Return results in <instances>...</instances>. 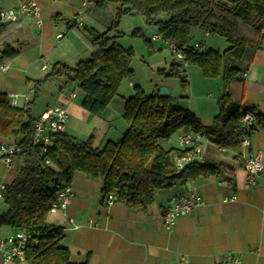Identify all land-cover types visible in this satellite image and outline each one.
I'll return each instance as SVG.
<instances>
[{"label":"trees","instance_id":"1","mask_svg":"<svg viewBox=\"0 0 264 264\" xmlns=\"http://www.w3.org/2000/svg\"><path fill=\"white\" fill-rule=\"evenodd\" d=\"M92 4L97 9L107 4L118 6L111 27L102 33L86 28L82 29L85 35L78 31L90 52L89 58L72 68L53 65L51 73L36 82L33 90L47 80L65 77L82 93L83 111L100 116L117 97L121 83L132 76L133 52L117 43L123 36L118 31L119 19L141 16L146 26L156 28L164 41L175 46L189 45L192 29L218 35L228 44L222 52L212 49L199 54L186 52L187 64L197 67L203 78L221 80L217 114L209 126H203L189 110L175 107L170 96L145 95L135 86L134 94L123 106L122 119L127 130L120 141H108L98 149L92 146V135L84 141H73L61 133L48 152L51 166L43 167L38 147L31 142L33 122L38 118L31 116L30 105L34 101L21 108H11L8 97L0 93V140L15 142L21 149L18 157L22 160L15 179L3 192L6 210L0 214V228L20 230L32 236L23 256L27 264H73L68 250L60 246L62 229L47 222L58 189L70 184L73 173L100 180L104 199L114 195L119 204L142 214L159 190L227 173L223 165L208 162H194L177 169L174 160L185 151L163 149L161 142L183 132L200 135L218 148L233 149L243 138L264 131V116L259 113L250 115L249 125L241 122L244 113L240 79L264 41V0H92ZM226 4L230 5L229 9ZM161 15L166 20H160ZM16 26V22L0 24L3 57L14 58L18 54L6 41ZM71 29L77 31V25ZM132 35L142 38L148 53H153L151 43L138 31ZM167 69L157 73L178 80L185 91L188 84L181 65L174 62Z\"/></svg>","mask_w":264,"mask_h":264},{"label":"crops","instance_id":"2","mask_svg":"<svg viewBox=\"0 0 264 264\" xmlns=\"http://www.w3.org/2000/svg\"><path fill=\"white\" fill-rule=\"evenodd\" d=\"M33 1L41 8V26H36L26 17H21L16 22L17 26L6 41L18 51L17 56L3 57L0 49V67H5V70L0 69V93L5 94L8 100L11 95H17L20 108L25 106L22 96L28 95L29 104L32 101L35 104L40 96L45 101V106L31 115L33 119L50 107L62 105L69 115L67 125L72 118L86 124L85 140L92 135L93 147L99 149L108 141L117 143L127 130V124L122 123L125 101L134 94L135 86L144 92L133 73L123 81L127 82L125 84L129 90L126 87L121 89L120 85L117 97L98 117L83 111L80 106L82 93L74 82H69L65 77L47 80L33 90L36 82L42 81L51 73L53 65L62 64L72 68L84 61L82 59L89 58L90 52L78 31L83 35V28L97 32L93 22L81 19L85 14L94 16L92 0ZM17 4L18 0H0V12ZM78 10L83 12L78 22L73 23L72 18ZM75 24L78 30H70ZM210 36L206 37L203 31L192 29L190 45L202 43L201 38ZM153 37L156 38L152 39ZM159 40L163 39L156 30L149 42L153 46ZM164 43L169 48V43ZM204 46L208 49L205 44ZM174 62L175 60L170 65ZM42 63L47 65L46 70L41 69ZM193 68L197 67L188 64L186 67L181 66L187 84L191 82L189 70H194ZM240 79L243 83V113H259L264 116V41ZM216 88L218 89V85ZM73 92L75 99L64 100L68 93ZM180 108L187 109L196 116L190 102L181 104ZM217 108L215 105L214 111L206 116L207 122L197 119L203 126H209L217 114ZM67 125L64 133L68 135ZM180 134L185 133H176L164 142V146L181 150L177 144V136ZM172 143L175 145H171ZM198 144L204 148L200 162L223 165L230 174L221 173L179 183L168 190H159L154 193L152 204L142 214L117 201L106 205V198L100 193L101 182L96 183V180H91L80 172L73 173L69 184L73 196L67 208L65 211L51 210L47 217L48 224L62 229L63 240L60 246L68 250L71 263L229 264L226 259L230 256L239 260L240 264H264V181L259 177L255 186H248L242 162L237 157V148L221 149L203 137H200ZM248 147L250 153L264 156V131L253 134ZM21 166L22 160L19 157L14 159L10 168H6L0 161V185L6 187L11 184ZM222 181H226L227 185L221 186ZM191 192L201 195L204 204L187 217L177 219L172 232L168 233L163 225L165 209L172 199ZM5 210L6 208L3 212ZM17 231L7 227L0 228V239ZM7 264L27 263L22 257Z\"/></svg>","mask_w":264,"mask_h":264},{"label":"built area","instance_id":"3","mask_svg":"<svg viewBox=\"0 0 264 264\" xmlns=\"http://www.w3.org/2000/svg\"><path fill=\"white\" fill-rule=\"evenodd\" d=\"M82 10H78L75 16L72 18L73 23H77L79 17L82 14ZM21 17H26L32 20L36 26H41V8L33 0H18V4L8 10L0 12V24H9L17 22ZM209 32H205L204 36H209ZM156 37H153L154 39ZM170 53L173 56L176 63H180L182 67H186V52L193 51L195 53H203L206 49L202 43H193L189 45L175 46L169 43ZM1 70H5V67H0ZM42 70L47 69V65L42 63ZM245 77V74H243ZM75 93H68L64 100L75 99ZM17 95H11L9 100V106L11 108H17ZM28 95L22 96L24 105L28 103ZM69 119L67 110L62 105H57L44 110L38 118L33 122L31 142L39 150V161L44 166H51V162L48 158L49 150L54 146L57 141V136L65 132L66 125ZM251 116L249 114H243L241 116V122L243 125H249L251 122ZM200 135L192 134H180L177 136V144L181 150L185 151L184 155L180 158H175L174 164L177 169L183 168L185 165L200 162L203 156V149L198 141ZM250 138H243L239 146L237 147V157L242 162L243 171L246 174V181L248 186H255L257 179L260 177L264 181V156L256 153L249 152ZM21 154V149L13 141L0 142V161L10 168L13 166L14 159ZM221 186H226L227 182L222 181ZM5 186L0 185V201L3 199V192ZM73 194L69 185L61 186L58 189L56 199L52 204V210L65 211ZM235 200L234 197L231 198ZM114 195H108L105 199L106 205H112L116 202ZM168 207L163 213V225L165 230L169 233L172 232L173 227L177 219L187 217L192 211L204 204L203 198L196 192L179 195L171 200ZM89 224L91 222L89 221ZM29 234L24 231H17L16 233L0 239V257L2 264L20 259L24 256V251L27 243L31 241ZM35 242V240H33ZM229 264H240L239 260L227 257Z\"/></svg>","mask_w":264,"mask_h":264},{"label":"rangeland","instance_id":"4","mask_svg":"<svg viewBox=\"0 0 264 264\" xmlns=\"http://www.w3.org/2000/svg\"><path fill=\"white\" fill-rule=\"evenodd\" d=\"M94 7V5H93ZM95 8V7H94ZM118 6L116 4H107L104 8H95L94 16L85 14L81 19L84 21L93 22L95 24L96 31L102 33L111 27V24L115 21L116 12ZM166 20L165 16L160 17V20ZM88 24V23H87ZM118 31L123 33V36L117 40L119 45L124 49H131L133 52V58L130 62V68L134 75V79L141 88L144 90L146 95H157L160 89H166L173 99V105L180 107L190 102L192 110L196 112V118L207 122L206 116L213 112L218 97L221 96V80L220 79H205L202 77L200 70L193 68L189 70L190 83L185 91L180 87L178 80L172 78L163 77L157 73L159 70H168L170 63L174 60L170 53L167 43L164 40H159L151 45L152 54L148 53L146 46L144 45L143 39L139 36H133L135 32H139L144 40H148L153 33H156L154 27H148L145 25V20L141 16H122L119 19ZM202 36V35H201ZM203 45L205 44L208 49L222 52L228 47V44L218 35H211L209 38H201ZM87 58V57H86ZM85 58V59H86ZM82 59V60H85ZM176 62V61H175ZM184 76V74L182 73ZM126 81L121 84V89L126 87ZM218 85V89L216 88ZM132 89H130L131 91ZM45 101L39 96L36 103L31 107V115L33 116L36 111L41 110L45 106ZM217 111V109L215 110ZM124 123V120L122 122ZM83 124L75 119H70L67 125V133L70 135L71 140L80 141L85 140V129L87 128ZM108 129V126H105ZM84 134V135H83ZM175 145V144H171ZM163 148L169 149L164 146V142H161ZM172 147V146H170ZM64 158V166H67L66 157ZM101 182L96 180V183ZM5 205L0 201V214L4 211Z\"/></svg>","mask_w":264,"mask_h":264},{"label":"water","instance_id":"5","mask_svg":"<svg viewBox=\"0 0 264 264\" xmlns=\"http://www.w3.org/2000/svg\"><path fill=\"white\" fill-rule=\"evenodd\" d=\"M225 6L228 7V9L230 8V5L226 4ZM159 95L162 97H167V95H169V92L166 89L162 88L160 89Z\"/></svg>","mask_w":264,"mask_h":264}]
</instances>
